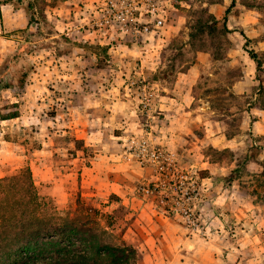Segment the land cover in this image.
<instances>
[{
    "label": "rangeland",
    "instance_id": "374dc122",
    "mask_svg": "<svg viewBox=\"0 0 264 264\" xmlns=\"http://www.w3.org/2000/svg\"><path fill=\"white\" fill-rule=\"evenodd\" d=\"M4 1L23 9L28 21L0 34L9 40L0 71L10 66L7 81L29 72L25 89L0 88V152L25 156L4 177L30 168L43 204L74 227L63 243L67 249L88 254L99 239L100 245L123 243L140 264L146 236H163L165 242H157L162 264H264V135H254L264 114V0H130L125 21L111 23L106 0ZM0 17L4 23L1 10ZM148 23L150 31L137 34L134 27ZM143 85L153 93L150 118L141 104ZM113 101L129 105L140 131L123 135L129 115L122 108L112 122ZM149 125L181 167L205 182L201 234L210 243L203 252L185 244L191 230L180 217L158 210L138 189L129 204L76 185L63 197L54 180L40 184L35 174L36 158L49 174L50 165L57 169L76 157L80 167H92L98 151L90 144L112 142L113 136H123L115 139L122 142ZM215 135L232 140L236 149L206 143ZM178 140L180 152L171 143ZM218 191L226 193L223 203H217ZM55 250L47 243L43 252L51 257Z\"/></svg>",
    "mask_w": 264,
    "mask_h": 264
},
{
    "label": "crops",
    "instance_id": "0c3cea01",
    "mask_svg": "<svg viewBox=\"0 0 264 264\" xmlns=\"http://www.w3.org/2000/svg\"><path fill=\"white\" fill-rule=\"evenodd\" d=\"M0 10L4 19L3 30L5 29V32H13L14 30L23 29L26 26L28 18L24 10L12 7V2L4 1L0 3ZM8 42L9 40L6 36H0V64L5 57ZM27 95H25V97ZM25 97L21 99H24ZM124 103L125 102L121 101L112 102V122L116 123L118 121V116H120V110H122V108L123 110L129 108V105H124ZM122 114L126 116L129 115V121H127V123L122 126L123 135H126L129 132L132 133L134 131H140L141 125L137 124L134 121L133 117L135 114L133 111L128 113L126 110V114L122 111ZM262 115L263 117H260L258 119V124L256 127H254V135H264V124L262 123L264 120V114ZM181 117L182 116H179V119H182ZM118 127H121L120 124L118 125ZM170 128L171 127H169V130ZM174 128H178V126L172 127V130ZM167 129V127H163L161 130V134L164 133ZM99 133V136H101L102 132L100 131ZM221 136L222 135H215L213 137H210L208 140H206V143L214 146L223 145L225 147H232L233 149H236V147L231 142L232 140H224V138H222ZM122 137L123 136H113V138L115 139H120ZM115 139H113L112 142L109 141L105 143L103 141L101 142V139H99L98 141L100 142L90 144L92 147H95L96 151H98V154H96V157L93 161L94 165L92 167H80L79 163L81 162V159L79 157H76L72 161L67 162L70 164L57 169L55 166L50 165V173L52 174H49V171L45 172L41 169L42 160L40 158H36L34 161L39 165V167H37V173L35 174L40 175L39 183L42 184L48 181V179L50 181L54 180L53 184L56 186V190L58 192L60 191L63 197L69 195V188L71 186L73 187L74 185H76L85 190L84 192L95 189L96 193H94L96 195H119L120 197H124V203L129 204L131 196L136 193L138 182H141L144 178L153 179V177L149 178L150 172L148 170L139 167L134 161L125 159L123 157V142H119ZM161 139L163 140V142H165V133L162 134ZM171 143L175 147H178L180 145L178 147V151H182L181 149H183V147L180 141L178 145L174 142ZM183 154L184 153L182 152L181 155ZM24 157L25 156L21 155L18 156V154L14 152H0V178L5 176L7 169H14L22 166L25 163ZM186 158L190 157L185 156V159ZM55 169L56 171H53ZM81 169L82 171L80 172ZM57 191H55V193ZM225 196L226 193L218 191V195H216L217 203H223ZM133 200L140 201L141 203H138L141 205L144 203L143 200H139L134 197ZM155 211L156 210L154 209V215H159ZM143 212L145 213V211ZM157 221L161 222L162 224H167L166 220L164 218H159V216ZM157 224L159 225L158 222ZM146 237L148 239L146 241L148 248L146 249V253L143 254L140 264H162V251L157 242L158 240H161L164 243L167 238L163 236H159L157 238L154 236L149 237V235H147ZM208 243L210 242L208 241L206 236L201 233L192 231L191 237H189V239L185 241L187 247H190V249L196 250L197 252L205 251Z\"/></svg>",
    "mask_w": 264,
    "mask_h": 264
},
{
    "label": "trees",
    "instance_id": "16d2710c",
    "mask_svg": "<svg viewBox=\"0 0 264 264\" xmlns=\"http://www.w3.org/2000/svg\"><path fill=\"white\" fill-rule=\"evenodd\" d=\"M249 53L261 69L257 53L254 50ZM7 60L0 65V70L7 65ZM9 69L10 66L4 72L0 71V88L25 89L29 72L16 77V80L12 78L7 81ZM68 220L62 212L50 210L47 204H43L29 167L22 169L19 174L0 178V264H136L130 247L123 243L100 245L102 240L99 239L100 242L91 248V254L68 250L69 246L63 243L74 231ZM100 233L104 236L106 231ZM47 243L57 248L54 256L47 257L43 252Z\"/></svg>",
    "mask_w": 264,
    "mask_h": 264
},
{
    "label": "built area",
    "instance_id": "2783aa9c",
    "mask_svg": "<svg viewBox=\"0 0 264 264\" xmlns=\"http://www.w3.org/2000/svg\"><path fill=\"white\" fill-rule=\"evenodd\" d=\"M106 2L109 8L108 23L114 22L116 19L125 21L131 12L126 7L130 8L133 5L130 0H106ZM120 4L123 5L121 10L118 9ZM134 4L138 3L134 2ZM161 15L156 18L158 26L163 24ZM134 28L137 34H141L142 30L150 31L149 23L144 24L143 29L140 28V24ZM2 31L3 22L0 17V33ZM133 84L139 85V81H134ZM152 95L153 93L148 90L147 85H143L140 93L141 104L149 118L153 113ZM157 134L158 132L154 130L153 126L149 125L141 135L132 136L122 141L123 157L134 161L143 169L151 170L153 179H143L140 182L137 188L138 195L143 199L156 202L158 210L180 217L192 232L201 233L205 224L203 215L205 206L202 205L204 197L207 195L205 182L201 177L181 167L176 154L158 141ZM162 206L166 208H162Z\"/></svg>",
    "mask_w": 264,
    "mask_h": 264
},
{
    "label": "water",
    "instance_id": "95a60500",
    "mask_svg": "<svg viewBox=\"0 0 264 264\" xmlns=\"http://www.w3.org/2000/svg\"><path fill=\"white\" fill-rule=\"evenodd\" d=\"M31 28H32V29L36 28V23H33V24L31 25Z\"/></svg>",
    "mask_w": 264,
    "mask_h": 264
}]
</instances>
